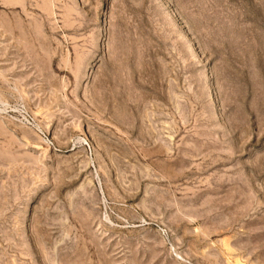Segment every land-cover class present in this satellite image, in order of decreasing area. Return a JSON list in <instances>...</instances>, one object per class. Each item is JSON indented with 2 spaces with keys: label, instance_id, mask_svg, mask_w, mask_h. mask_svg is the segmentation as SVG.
I'll list each match as a JSON object with an SVG mask.
<instances>
[{
  "label": "rangeland",
  "instance_id": "rangeland-1",
  "mask_svg": "<svg viewBox=\"0 0 264 264\" xmlns=\"http://www.w3.org/2000/svg\"><path fill=\"white\" fill-rule=\"evenodd\" d=\"M0 264H264V0H0Z\"/></svg>",
  "mask_w": 264,
  "mask_h": 264
}]
</instances>
